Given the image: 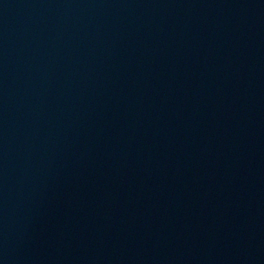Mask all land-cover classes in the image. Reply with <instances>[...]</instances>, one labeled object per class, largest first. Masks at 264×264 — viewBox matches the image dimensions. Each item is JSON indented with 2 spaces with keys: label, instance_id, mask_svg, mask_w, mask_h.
Wrapping results in <instances>:
<instances>
[{
  "label": "water",
  "instance_id": "1",
  "mask_svg": "<svg viewBox=\"0 0 264 264\" xmlns=\"http://www.w3.org/2000/svg\"><path fill=\"white\" fill-rule=\"evenodd\" d=\"M0 264H264V0H0Z\"/></svg>",
  "mask_w": 264,
  "mask_h": 264
}]
</instances>
